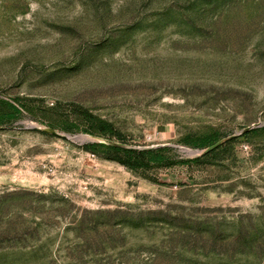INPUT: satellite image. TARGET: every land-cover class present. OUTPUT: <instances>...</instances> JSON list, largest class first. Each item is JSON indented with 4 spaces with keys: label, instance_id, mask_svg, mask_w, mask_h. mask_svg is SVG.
Returning a JSON list of instances; mask_svg holds the SVG:
<instances>
[{
    "label": "rangeland",
    "instance_id": "374dc122",
    "mask_svg": "<svg viewBox=\"0 0 264 264\" xmlns=\"http://www.w3.org/2000/svg\"><path fill=\"white\" fill-rule=\"evenodd\" d=\"M0 264H264V0H0Z\"/></svg>",
    "mask_w": 264,
    "mask_h": 264
},
{
    "label": "trees",
    "instance_id": "16d2710c",
    "mask_svg": "<svg viewBox=\"0 0 264 264\" xmlns=\"http://www.w3.org/2000/svg\"><path fill=\"white\" fill-rule=\"evenodd\" d=\"M108 148L112 153H114V156H110V158L115 159L120 164L131 169L140 167L141 161L145 154L158 152L165 149V148H157V149L133 150V149H124L118 144H113ZM119 154H122L123 156L120 157L118 156Z\"/></svg>",
    "mask_w": 264,
    "mask_h": 264
},
{
    "label": "water",
    "instance_id": "95a60500",
    "mask_svg": "<svg viewBox=\"0 0 264 264\" xmlns=\"http://www.w3.org/2000/svg\"><path fill=\"white\" fill-rule=\"evenodd\" d=\"M189 153L192 154V153H194V152H193V151H190Z\"/></svg>",
    "mask_w": 264,
    "mask_h": 264
},
{
    "label": "bare ground",
    "instance_id": "6f19581e",
    "mask_svg": "<svg viewBox=\"0 0 264 264\" xmlns=\"http://www.w3.org/2000/svg\"><path fill=\"white\" fill-rule=\"evenodd\" d=\"M82 137V136H81Z\"/></svg>",
    "mask_w": 264,
    "mask_h": 264
}]
</instances>
